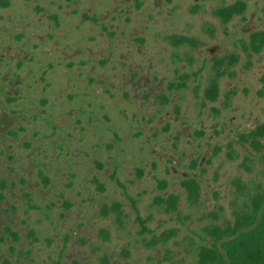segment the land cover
<instances>
[{
	"label": "rangeland",
	"instance_id": "obj_1",
	"mask_svg": "<svg viewBox=\"0 0 264 264\" xmlns=\"http://www.w3.org/2000/svg\"><path fill=\"white\" fill-rule=\"evenodd\" d=\"M234 1L0 0V264H197L250 210L264 0Z\"/></svg>",
	"mask_w": 264,
	"mask_h": 264
},
{
	"label": "trees",
	"instance_id": "obj_2",
	"mask_svg": "<svg viewBox=\"0 0 264 264\" xmlns=\"http://www.w3.org/2000/svg\"><path fill=\"white\" fill-rule=\"evenodd\" d=\"M244 7L243 1L236 0L218 7L215 12L223 22H226L233 14L242 13ZM170 39L174 44L195 42L193 38L181 34H171ZM250 46L255 51L264 46V29L250 33ZM216 93V84L212 82L206 88L205 94L213 99ZM241 137L256 150L255 154L264 159V121L243 133ZM182 183L187 189L188 196L194 198L197 195L198 181L191 176L182 179ZM167 201L173 206L172 195H169ZM251 203L250 210L236 213L232 223L208 230L212 238L208 246L202 247L197 264H264V192L256 193ZM109 209L119 213L115 204L112 207L103 204V212L108 214ZM100 233L105 239L109 236L106 228L101 227Z\"/></svg>",
	"mask_w": 264,
	"mask_h": 264
}]
</instances>
